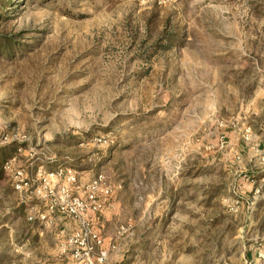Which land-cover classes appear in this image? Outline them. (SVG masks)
I'll use <instances>...</instances> for the list:
<instances>
[{
    "label": "rangeland",
    "instance_id": "rangeland-1",
    "mask_svg": "<svg viewBox=\"0 0 264 264\" xmlns=\"http://www.w3.org/2000/svg\"><path fill=\"white\" fill-rule=\"evenodd\" d=\"M4 46L0 264H264V0H0Z\"/></svg>",
    "mask_w": 264,
    "mask_h": 264
},
{
    "label": "trees",
    "instance_id": "trees-1",
    "mask_svg": "<svg viewBox=\"0 0 264 264\" xmlns=\"http://www.w3.org/2000/svg\"><path fill=\"white\" fill-rule=\"evenodd\" d=\"M0 50L7 51L8 47L4 46ZM0 159H1V161H3L5 159V154L0 153ZM1 178H4V174H3L2 169L0 168V179Z\"/></svg>",
    "mask_w": 264,
    "mask_h": 264
},
{
    "label": "built area",
    "instance_id": "built-area-1",
    "mask_svg": "<svg viewBox=\"0 0 264 264\" xmlns=\"http://www.w3.org/2000/svg\"><path fill=\"white\" fill-rule=\"evenodd\" d=\"M90 198H92V196H90ZM41 219L43 218V216L40 217Z\"/></svg>",
    "mask_w": 264,
    "mask_h": 264
}]
</instances>
